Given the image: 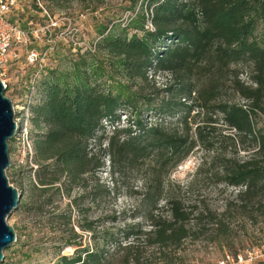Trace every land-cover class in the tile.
<instances>
[{
  "label": "trees",
  "instance_id": "obj_1",
  "mask_svg": "<svg viewBox=\"0 0 264 264\" xmlns=\"http://www.w3.org/2000/svg\"><path fill=\"white\" fill-rule=\"evenodd\" d=\"M138 1L129 0L124 8L131 13L125 23L98 24L87 55L73 60L57 53L58 64L68 60L69 66L40 68L41 81H29L28 89L35 86L37 96L29 105L35 181L23 187L18 205L27 201L39 218L51 210L44 222L54 225V232L60 224L69 231L51 245L55 259L49 264H185L187 243L202 238L236 257L231 208L250 220L264 215V126L254 121L264 110V0H147L136 11ZM241 65L250 68V83L238 78ZM150 71L169 72L184 101L219 99L218 112L234 129L238 151L213 154L201 165L208 162L221 182L238 187L222 211L194 213L172 193L170 173L196 146L209 151L210 140L200 124L191 131L190 104L152 103L134 88L150 81ZM226 83L244 103L219 96ZM120 113L125 125L116 127ZM105 124L113 127L109 135ZM92 142L107 156L111 178L127 168H143L138 206L148 223L96 231L94 221L85 220L77 223L92 232L91 243L84 244L71 224L70 206L76 200L56 212L54 196L86 187L84 175L103 166ZM14 149L11 139L10 155ZM33 235L29 230L26 239L17 238L20 248L26 246L19 261L41 250ZM66 247L72 253L64 254Z\"/></svg>",
  "mask_w": 264,
  "mask_h": 264
},
{
  "label": "rangeland",
  "instance_id": "obj_2",
  "mask_svg": "<svg viewBox=\"0 0 264 264\" xmlns=\"http://www.w3.org/2000/svg\"><path fill=\"white\" fill-rule=\"evenodd\" d=\"M47 8V11L55 17L57 25L50 27V32L46 26L48 20L37 11L35 0H20L17 7L10 13V17L17 21L29 32V44L24 47H18L20 54L17 60H12L6 66L5 73V94L11 98L16 115L24 114L29 105L36 101V91L29 86V81H41L40 68L62 69L69 66V61H60L58 64L57 53L69 55V58L76 59L82 54L87 55V51L96 41V28L100 22L106 23L108 19L118 20L125 23L130 12L124 8L130 3L129 0H40ZM147 0H139L136 11L145 5ZM95 10H93V8ZM147 23V22H146ZM37 28V30L35 29ZM36 32H34L35 30ZM36 49L44 54L39 62L41 65H31L27 62L28 51ZM249 67L241 65L237 68L238 78L244 83H250ZM150 81L140 86L141 93L152 99V103H159L162 100L171 103L185 102L190 104L188 125L193 131L195 124L204 126L209 137L210 150H205L196 146L192 153L181 162L169 176L172 183V193L176 195L185 207L192 212L209 211L220 212L225 204L236 194L238 187L227 185L220 181V176L214 172L207 162L201 165L202 161H209L213 154L225 153L226 155H235L238 147L235 145V131L230 129L223 122L221 114L218 112L217 105L219 99L212 100L209 103L194 102L187 97H181L179 87L173 85L172 76L166 71H150ZM170 86V90L165 87ZM223 99L244 103L243 99L232 88L231 83H226L224 89L219 94ZM143 115L146 114L145 107L142 108ZM151 112V111H150ZM146 117H148L146 115ZM119 125H125V114L120 113ZM254 121L258 127L264 126V110L257 112ZM32 127V126H30ZM212 127V128H211ZM106 134L113 130L111 124H105ZM32 144V143H30ZM92 150L101 156L103 166L95 173H86L84 175L86 187L75 186L69 195L61 191L54 196V204H57L56 212L67 209L68 201L75 199L76 202L71 209V224H74L79 237L77 238L84 244L91 243L92 232L82 230L77 223L85 220L94 221L93 227L96 231L116 230L128 223H141L147 225L140 215L138 206V193L143 187L144 171L141 166L127 168L121 177L111 178L107 156L103 151H97L92 142ZM104 144L102 145V147ZM21 151L23 160H16L15 154H9L10 165L6 169V175L9 182L21 191L28 189V183L35 181L33 159L29 155L24 156L27 147L25 141H20L17 146ZM24 153V154H23ZM243 151L239 154L243 155ZM201 165L200 170H198ZM174 184V185H173ZM50 192V191H49ZM48 192V194H49ZM28 200V199H26ZM27 201L14 208L7 217V222L14 227L16 239H26L24 233L31 230L34 232L32 240L39 241L41 250L32 253L29 261H19L26 250V246L20 248L16 242L12 243L3 253L6 258L0 264H49L54 261L52 246L59 243L68 236V230L63 225H59L54 232L53 226L45 223L47 215L51 210L46 211L45 216L39 218L33 209H27ZM48 208V207H47ZM230 217L231 226L234 230L235 240L234 249L239 252L236 257L227 249L220 251L213 243L204 238L189 241L186 245L187 257L185 264H264V215L258 216L255 220H250L242 213H237L231 208ZM44 217V218H43ZM42 219V220H39ZM233 249V250H234ZM231 250V251H233ZM64 254H70L72 247H66Z\"/></svg>",
  "mask_w": 264,
  "mask_h": 264
},
{
  "label": "built area",
  "instance_id": "obj_3",
  "mask_svg": "<svg viewBox=\"0 0 264 264\" xmlns=\"http://www.w3.org/2000/svg\"><path fill=\"white\" fill-rule=\"evenodd\" d=\"M20 0H0V79L3 84H5V73L6 66L12 60H17L20 56L18 47L24 46L26 47L30 41L29 32L31 31L22 27L17 21L13 20L10 17V13L17 7ZM35 4L39 9V13L48 20V24L46 29L50 32V27H55L57 25V21L54 16H52L47 8L42 4L40 0H35ZM146 27L152 28V24L147 20ZM39 27H35L37 30ZM34 29V30H35ZM36 30L34 32H36ZM44 54L39 53L36 49H32L28 51L26 59L27 62L31 65H41L39 63L43 59ZM6 85V84H5ZM14 107V106H13ZM15 112V109H14ZM14 121L16 122V131L14 134V145L15 149L13 153L15 154L16 160L22 161L23 155L21 151L18 150V145L20 141H25L27 147L24 150V156L27 157L29 155V159L32 158L33 149L31 139L29 137L30 131V123H29V115L28 110L21 115H16L14 117Z\"/></svg>",
  "mask_w": 264,
  "mask_h": 264
},
{
  "label": "water",
  "instance_id": "obj_4",
  "mask_svg": "<svg viewBox=\"0 0 264 264\" xmlns=\"http://www.w3.org/2000/svg\"><path fill=\"white\" fill-rule=\"evenodd\" d=\"M6 85L0 79V262L4 259L3 251L16 242L13 226L7 217L18 206L21 191L13 186L6 175L10 165L9 141L16 131L15 112L11 98L5 94Z\"/></svg>",
  "mask_w": 264,
  "mask_h": 264
}]
</instances>
